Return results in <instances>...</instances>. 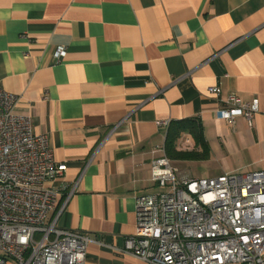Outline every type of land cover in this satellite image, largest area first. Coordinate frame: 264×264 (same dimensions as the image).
I'll return each instance as SVG.
<instances>
[{"label": "crops", "instance_id": "crops-1", "mask_svg": "<svg viewBox=\"0 0 264 264\" xmlns=\"http://www.w3.org/2000/svg\"><path fill=\"white\" fill-rule=\"evenodd\" d=\"M0 85L68 165L47 221L88 233L85 264H148L118 249L158 146L178 169L264 154V0H0ZM231 95L259 100L252 125L216 116Z\"/></svg>", "mask_w": 264, "mask_h": 264}, {"label": "built area", "instance_id": "built-area-1", "mask_svg": "<svg viewBox=\"0 0 264 264\" xmlns=\"http://www.w3.org/2000/svg\"><path fill=\"white\" fill-rule=\"evenodd\" d=\"M66 53L59 46L54 57ZM19 100L0 85V264H85L88 233L47 221L57 207L53 181L68 165L32 116L16 111ZM257 112L258 99L231 95L216 116L252 125ZM156 151L152 181L162 190L136 198V231L118 251L148 264H264V170L194 178L172 164L165 145Z\"/></svg>", "mask_w": 264, "mask_h": 264}, {"label": "rangeland", "instance_id": "rangeland-1", "mask_svg": "<svg viewBox=\"0 0 264 264\" xmlns=\"http://www.w3.org/2000/svg\"><path fill=\"white\" fill-rule=\"evenodd\" d=\"M264 154L261 151H251L246 148H237L223 158L211 156L205 160L176 163L180 172L194 178L216 177L219 174L248 173L264 170ZM178 168V167H177ZM160 186L156 190H161ZM41 234H37L40 238Z\"/></svg>", "mask_w": 264, "mask_h": 264}]
</instances>
